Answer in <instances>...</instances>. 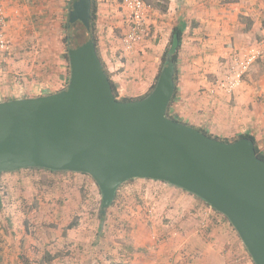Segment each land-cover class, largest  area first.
<instances>
[{
    "label": "water",
    "instance_id": "water-1",
    "mask_svg": "<svg viewBox=\"0 0 264 264\" xmlns=\"http://www.w3.org/2000/svg\"><path fill=\"white\" fill-rule=\"evenodd\" d=\"M92 0H76L69 24L87 39L67 49L70 80L63 91L0 102V179L45 169L89 175L102 214L121 186L142 179L178 187L227 217L254 264H264V160L255 142L215 139L167 116L175 96L168 61L144 99L120 101L89 37Z\"/></svg>",
    "mask_w": 264,
    "mask_h": 264
},
{
    "label": "crops",
    "instance_id": "crops-1",
    "mask_svg": "<svg viewBox=\"0 0 264 264\" xmlns=\"http://www.w3.org/2000/svg\"><path fill=\"white\" fill-rule=\"evenodd\" d=\"M124 1L97 0L95 15L98 53L114 75L113 80L120 96L138 98L150 91L159 74L162 55L170 40V34L176 26H183L184 36L178 61L181 91L172 106L176 118L186 121L185 123L190 119L191 122L204 124L227 136L253 135L261 151H264V58L250 67L242 84L233 93L220 89V81L216 83L217 78L220 80L225 76L236 58H244L263 43L264 0H166V7L162 12L159 11V4L163 0H150L154 4L153 13L159 16L170 33L168 38L161 41L163 45L160 48L155 49L150 41L137 46L133 56L117 51L122 45L120 30L124 29V24H127V27L129 24V13L125 4L122 5ZM71 2L72 0H0V9L7 20V37L12 43V55L5 59L9 64L7 71L0 68V102L35 98L63 91L70 65L67 63L69 71H66L63 51L65 43L60 40L58 29H64ZM120 7L125 17L120 15ZM53 28L57 30L54 51L47 47L48 43L40 46L39 55H34L28 50L24 41L26 34L38 36V30L41 35V31H50ZM31 48L35 49L34 46ZM43 52L44 70L38 72V65L34 64L37 60L35 56L39 58L43 56ZM124 55L130 57L126 64L120 60ZM1 59L4 58L0 55V66ZM206 73L210 74L207 76L209 80L206 79ZM14 92L26 96H16L9 100L8 96ZM205 104L206 107L203 106ZM196 105L198 108H210V112L207 111V120L194 115L192 111L191 114L188 112V108ZM144 181L150 182V186L161 184L171 195L180 197L179 204L186 203L177 205L174 214H177L180 207L186 210L188 206H193L192 204L201 209L196 196L178 187L159 181ZM178 219V235L188 237L194 234L198 242L203 241L202 232H198V221L183 222ZM217 224L221 223H212L213 228H207V232L212 229L217 231ZM172 230L174 231V226ZM227 232L230 237L233 236L228 227ZM169 233L171 234L170 229ZM217 245L214 254L206 245L202 248L192 247L189 250V256L193 258L192 264L225 262L228 254L221 242ZM182 248L178 250L179 253L184 251V247ZM162 252L163 257L168 258H171V255H179L170 253V250ZM163 261L150 260L143 264H162ZM7 262H2L1 258L0 264Z\"/></svg>",
    "mask_w": 264,
    "mask_h": 264
},
{
    "label": "rangeland",
    "instance_id": "rangeland-1",
    "mask_svg": "<svg viewBox=\"0 0 264 264\" xmlns=\"http://www.w3.org/2000/svg\"><path fill=\"white\" fill-rule=\"evenodd\" d=\"M148 1L149 4L151 3L152 10L148 15L144 39L139 45L152 41V46L158 49L163 45L161 41L168 38L170 30L165 28L159 16L153 13L154 4L150 0ZM125 2L122 5L125 4V9L128 11ZM165 7L166 0H163L159 4V11H164ZM120 15L125 17L121 7ZM123 28L119 34L122 45L121 48H117V51L120 52H125L123 50L124 39L130 32V23L128 27L127 24H124ZM55 30V28L50 31L43 30L45 33L41 31V35L38 30L36 32L38 36L26 34L24 37L26 47L34 55H39L40 46L48 43L47 47L54 51L55 32L57 31ZM58 31H60V40L64 42L65 29L62 27ZM73 37L78 44L87 39L80 23L77 24ZM7 42L8 51H0V55L4 58L1 59L0 68L6 71L9 64L5 59L12 55V50H10L12 43L9 37H7ZM32 46L35 49L31 50ZM135 49L129 55L133 56L136 52ZM63 51H65V46H63ZM42 54L43 56L39 58L35 56L37 60L34 61V64L38 65V72L44 70L45 53ZM129 58L124 55L120 60L126 64ZM65 63L66 71H69L67 62L65 61ZM208 75L210 74L206 73L207 80H209ZM224 77L220 80L217 78L216 83L224 82ZM36 78L39 79L41 76H36ZM69 78L70 71L66 73L62 90L67 88ZM179 84L180 77L178 97L181 91ZM16 96L25 97L26 94L14 92L8 97L11 100ZM119 97L131 98L129 96L121 97L120 93ZM198 107L196 105L188 108V112L192 111L194 115L207 120V111L210 112V108L208 110V107ZM173 110L174 108L171 109V116L179 122L185 123L186 121L176 118L175 110L174 112ZM187 121L189 122L185 124L203 128L215 137L223 139L238 137L221 134L204 124L191 122L190 119ZM144 182L142 179H136L121 186L117 193L118 198L115 204L108 209L106 221L102 225L100 221L101 192L94 179L89 175L70 172L49 173L36 169H24L3 174L1 186L4 203L0 209V257L2 262L8 261L7 264H143L150 260H164L162 264H177L176 262L192 264L193 258L189 256L191 253L189 250L192 247L202 248L203 245H206L213 250L214 254L218 242H221L223 249L228 254L226 261H223L222 264H254L233 226L222 216L216 214L206 202L196 197L201 209L192 204L193 206H188L186 210L180 207L177 210V215L174 214L177 205L186 203L179 204L180 197L171 195L161 184L150 186V182ZM178 218L183 222L198 221L197 225H200L198 232H202L204 239L201 234L200 236L203 241L198 242L197 237L193 236L194 234H190L188 237L183 234L178 235ZM212 223L221 224H217V231H212V229L207 232V228H213ZM71 225L72 228H70ZM173 226L174 231L172 230ZM227 227L231 229L232 237L229 236ZM215 236L219 237L215 238ZM216 239L218 240L216 241ZM235 239L238 240L235 241ZM182 247H184V251L179 253L178 250L180 251ZM167 250L168 252L170 250V253H179L176 256L181 260L170 253L171 258L163 257L162 251L167 252ZM215 264L221 263L216 262Z\"/></svg>",
    "mask_w": 264,
    "mask_h": 264
},
{
    "label": "built area",
    "instance_id": "built-area-1",
    "mask_svg": "<svg viewBox=\"0 0 264 264\" xmlns=\"http://www.w3.org/2000/svg\"><path fill=\"white\" fill-rule=\"evenodd\" d=\"M129 11L130 32L124 39L123 50L130 54L135 47L144 39L146 32V23L148 15L152 10L148 0H125ZM0 51H8V42L6 37V16L0 9ZM264 58V40L261 45L244 58H236L231 63L225 74L224 82L218 84L219 88L228 93H233L243 82L245 75L250 67L259 59Z\"/></svg>",
    "mask_w": 264,
    "mask_h": 264
},
{
    "label": "trees",
    "instance_id": "trees-1",
    "mask_svg": "<svg viewBox=\"0 0 264 264\" xmlns=\"http://www.w3.org/2000/svg\"><path fill=\"white\" fill-rule=\"evenodd\" d=\"M76 0H72L71 4H70V9L73 5V3L75 2ZM93 1V12H92V20H91V31L87 33V35L90 37H93L95 38V41L97 43V37H96V29H95V15H96V1L97 0H92ZM75 27V25H70L69 24V15H67L66 17V22L64 24V29L66 31V37L64 39V43H65V60L66 62L69 64V58H68V51L67 49L70 48V47H74L76 46L77 44L72 40V34L73 32H75V30H73ZM184 27L182 26H176L174 29H173V32L171 34V37H170V40H169V43L168 45H166V48H165V52H164V55L162 56V59H161V65H160V71L163 70L165 64L168 62V61H171L173 63V66H174V69H175V82H176V92H175V96L171 102V105L168 109V113H167V116L173 120H176L173 116H171L170 112H171V108L172 106L174 105V102H175V99H176V96H177V93H178V83H179V71H178V61H179V53H180V45H182V40H183V36H184ZM98 45V43H97ZM96 45V50L98 51V47ZM99 52V51H98ZM102 60V59H101ZM103 62V65H104V69L111 81V84H112V87H113V90H114V93H115V96L120 100V101H123V102H129V101H137V100H141V99H144L146 98L155 88V85L158 81V78L160 76V73L158 74L157 78H156V81L154 83V85L151 87L150 91L142 96V97H139V98H120L119 97V92L117 90V87H116V84L113 80V74L109 71V68L108 66L106 65V63L102 60ZM178 121V120H176ZM194 127V126H193ZM196 128V127H195ZM198 130H200L201 132L207 134L208 136L210 137H213L215 139H218V140H221V141H226V142H235L239 139H242V138H249L251 140H253L255 142V145H256V150H257V154L258 156L264 160V152L261 151V149L259 148L258 144H257V141H256V138L253 136V135H250V134H243V135H240L236 138H233V139H223V138H220V137H215L211 134H209L207 132V130L203 129V128H197ZM32 170L33 169H36V170H45V169H37V168H31ZM29 170V169H28ZM22 171V170H21ZM49 173H59V172H55V171H49V170H45ZM3 176V175H2ZM2 176H1V179H2ZM1 179H0V209H2V206H3V195H2V186H1ZM133 181V180H132ZM132 181H129V182H132ZM118 196L116 197L115 199V202L117 200ZM198 198V197H197ZM115 202L113 203V205L115 204ZM207 204V203H206ZM112 205V206H113ZM208 205V204H207ZM209 206V205H208ZM210 207V206H209ZM214 212H216V214L222 216L224 218L225 221H227L229 224H231L229 222V220L227 219V217H225L224 215L218 213L217 211H215L213 209ZM100 221L103 225V223L106 221V214H102V211L100 210ZM232 226V225H231ZM72 228V225L71 227ZM234 229V228H233ZM235 230V229H234ZM251 257V256H250ZM0 261H1V257H0Z\"/></svg>",
    "mask_w": 264,
    "mask_h": 264
}]
</instances>
